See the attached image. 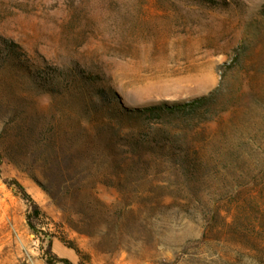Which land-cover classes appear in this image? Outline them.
I'll list each match as a JSON object with an SVG mask.
<instances>
[{"label": "rangeland", "instance_id": "374dc122", "mask_svg": "<svg viewBox=\"0 0 264 264\" xmlns=\"http://www.w3.org/2000/svg\"><path fill=\"white\" fill-rule=\"evenodd\" d=\"M0 156V264H264V0H0Z\"/></svg>", "mask_w": 264, "mask_h": 264}, {"label": "trees", "instance_id": "16d2710c", "mask_svg": "<svg viewBox=\"0 0 264 264\" xmlns=\"http://www.w3.org/2000/svg\"><path fill=\"white\" fill-rule=\"evenodd\" d=\"M206 102V97L200 98L194 102H192V104L188 105L187 107H191V108H196L197 105L199 104H204ZM182 109V106H171L170 110L172 109ZM160 109H163L162 107H153V108H149V109H145V110H149L151 113V116H158L160 117L159 113ZM142 110V111H145ZM2 163V157L0 156V164ZM11 185H14L18 192L23 196V198H25L29 203H30V213H29V222L32 228H35V225L32 222V218L33 217H38L39 215L42 214V211L39 207V205L34 201V199L29 195V193L26 191V189L17 181V180H11ZM62 242L65 243L64 239H62ZM66 244V243H65ZM69 248L75 250L77 253H79V250L74 246V245H68ZM46 262L47 264H73V262L67 258H60L58 257L56 254L53 253L52 248H51V244L48 245L47 249H46Z\"/></svg>", "mask_w": 264, "mask_h": 264}, {"label": "crops", "instance_id": "0c3cea01", "mask_svg": "<svg viewBox=\"0 0 264 264\" xmlns=\"http://www.w3.org/2000/svg\"><path fill=\"white\" fill-rule=\"evenodd\" d=\"M65 254H68V255H69V252H68V253H66V251H65Z\"/></svg>", "mask_w": 264, "mask_h": 264}]
</instances>
